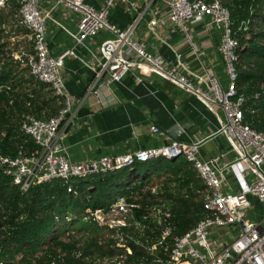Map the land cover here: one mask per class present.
I'll list each match as a JSON object with an SVG mask.
<instances>
[{
	"label": "built area",
	"instance_id": "built-area-1",
	"mask_svg": "<svg viewBox=\"0 0 264 264\" xmlns=\"http://www.w3.org/2000/svg\"><path fill=\"white\" fill-rule=\"evenodd\" d=\"M116 1L105 0L102 7L96 8L86 0H0V11L16 5L18 20L14 26L24 30L23 36L11 34L10 57L27 68L35 81L50 85L64 103L59 112L49 118L24 114L20 120L21 130L31 137L36 146L29 152L21 149L14 156L5 155L0 147V166L16 185L27 191L54 179L86 178L133 167L137 161L184 156L207 185L203 204L207 216L184 234L174 235L175 225L170 210L156 205L150 214L157 223L159 233L158 237H153L146 233V228L150 226L136 217L135 210L140 205L128 202L125 197H120L107 208L89 210V217L113 230L116 238V252L95 260V264H264V217L254 220L249 217L254 209L252 198L264 208V132L245 121V97L238 93L237 87V49L240 43L230 8L224 0H163L169 7V21L186 34L189 35L190 25L205 22L206 19L222 31L220 52L228 83L223 86L213 72L205 75L189 72L198 83L207 84V89H204L180 70L179 65L183 66L181 61L177 66L172 65L163 56L149 52L143 43L134 38L139 18L127 29H120L111 23L109 12ZM122 1L131 9L137 6L135 1ZM43 2L50 4L49 7H41ZM59 7L78 18L77 29L71 32L77 44H83L104 30L114 35L103 43L101 54L96 57L97 79L107 75L111 81H120L133 69H143L193 93L214 109L221 124L220 134L229 141L235 158L223 161L226 154L221 153L205 160L200 156L199 141L192 144L172 141L132 153L71 162L65 155L63 141L73 126L75 111L62 70L66 58L75 55V52L73 48H68L57 56L51 55L47 40V23L50 20L58 22L53 12ZM162 23V19L154 18L151 28ZM248 24L249 20L243 21L239 30H246ZM177 58L180 59V54ZM216 108L222 110L223 117ZM125 228L138 229L141 233L134 235ZM150 230L155 232L151 227ZM227 237L229 240L225 241ZM129 241L144 247L149 258L139 263L129 262V255L132 254ZM1 254L0 247V264H3ZM75 256L83 258L80 251ZM64 257V254L58 255L51 264H65Z\"/></svg>",
	"mask_w": 264,
	"mask_h": 264
},
{
	"label": "trees",
	"instance_id": "trees-1",
	"mask_svg": "<svg viewBox=\"0 0 264 264\" xmlns=\"http://www.w3.org/2000/svg\"><path fill=\"white\" fill-rule=\"evenodd\" d=\"M224 2L230 8L240 43L237 87L245 97V121L264 132V0ZM10 9L14 15L17 13L16 5ZM246 20L248 28L239 30ZM12 23L5 11H0V147L5 155L14 156L21 149L29 152L36 146L21 130L22 116L29 112L38 118H49L63 104L55 94L50 96L53 90H45L47 85L42 82H37L39 90L21 91L24 69L10 57L9 45L3 42L4 24ZM206 189L207 185L184 156L137 161L133 167L86 178L54 179L27 191L16 185L0 166L1 259L3 264H51L64 254L65 264H95V260L116 252V238L113 230L89 217V210L107 208L120 197L140 205L135 214L155 230L146 228L149 235L158 237L159 233L150 214L156 205L170 210L174 235H182L207 216L203 206ZM125 230L134 235L141 233L134 228ZM129 244V262L149 258L144 247L133 241ZM78 251L83 258H76Z\"/></svg>",
	"mask_w": 264,
	"mask_h": 264
},
{
	"label": "crops",
	"instance_id": "crops-1",
	"mask_svg": "<svg viewBox=\"0 0 264 264\" xmlns=\"http://www.w3.org/2000/svg\"><path fill=\"white\" fill-rule=\"evenodd\" d=\"M86 1L96 8L105 3V0ZM132 1L137 4L134 9L117 0L110 8V22L120 29H127L139 18L133 36L149 52L163 56L175 66L181 61L183 66L179 65L180 70L204 89H207V84L198 83L189 72L199 75L213 72L223 86L227 85L228 76L220 52L221 29L210 25L206 19L205 22L190 25L188 35L169 21V7L163 0ZM49 5L43 2L41 7ZM53 16L58 22L50 20L47 23L51 55L57 56L68 48H73L75 52V55L66 58L62 70L75 111L73 126L63 141L65 155L71 162L132 153L172 141L190 144L219 131L220 121L210 105L157 74L135 68L120 81H111L107 75L97 79L96 57L100 56L103 43L114 35L104 30L83 44H77L71 35L77 29V16L63 7L54 10ZM154 18L162 19L164 23L151 28ZM177 54H180L179 60ZM23 69L21 91L39 90L38 81L33 80L27 68ZM46 85V89H52ZM54 94L53 91L50 96ZM216 111L223 117L220 108ZM174 125L180 127L176 140L162 131H168ZM230 149L229 141L220 134L200 147V156L208 160L225 153L223 161H230L235 158ZM252 202L254 209L250 213L256 212L258 204L260 210H264L255 198Z\"/></svg>",
	"mask_w": 264,
	"mask_h": 264
},
{
	"label": "rangeland",
	"instance_id": "rangeland-1",
	"mask_svg": "<svg viewBox=\"0 0 264 264\" xmlns=\"http://www.w3.org/2000/svg\"><path fill=\"white\" fill-rule=\"evenodd\" d=\"M10 8L11 7H9L8 9L5 10V16H6V18L10 19V21H13L11 28L9 27V25L4 24L5 31H4V38H3V40H4L5 44H7V47H8V45H10V42H12L11 39H10L11 36H12L11 34L14 33L13 35L18 34L19 36H21V33L24 31L23 29H21L20 26H18V27H15L14 26V24L18 20L17 19L18 17H17L16 14L15 15L13 14V11H11L12 9H10ZM7 47L5 49H7ZM46 90L47 91H51L49 88H47ZM61 101L63 103V99L62 98H61ZM63 106H64V103H63ZM155 189H157V188H155ZM258 205H257L256 212L255 213H249V217L251 219H258V218H263L264 217V210L262 208L260 210V208H259ZM228 240H229V238L227 237V240H225V241H228Z\"/></svg>",
	"mask_w": 264,
	"mask_h": 264
},
{
	"label": "water",
	"instance_id": "water-1",
	"mask_svg": "<svg viewBox=\"0 0 264 264\" xmlns=\"http://www.w3.org/2000/svg\"><path fill=\"white\" fill-rule=\"evenodd\" d=\"M179 130H180L179 125H174L171 129H168V131H165V130H162V131L176 140L177 139V131H179ZM218 135H220V131H216L215 133L207 135L204 139H202L201 141L198 142L199 146L201 147L202 145H204V144L208 143L209 141L215 139V137H217ZM190 144H192V143H190Z\"/></svg>",
	"mask_w": 264,
	"mask_h": 264
}]
</instances>
